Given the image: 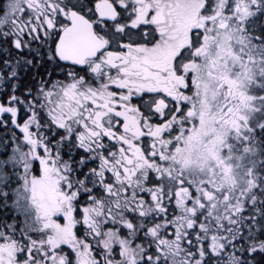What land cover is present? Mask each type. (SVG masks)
<instances>
[{"label":"snow or ice","instance_id":"snow-or-ice-1","mask_svg":"<svg viewBox=\"0 0 264 264\" xmlns=\"http://www.w3.org/2000/svg\"><path fill=\"white\" fill-rule=\"evenodd\" d=\"M0 264H264V0H0Z\"/></svg>","mask_w":264,"mask_h":264}]
</instances>
